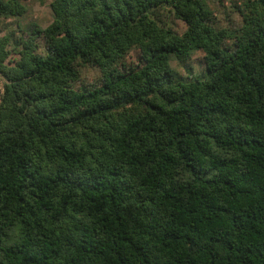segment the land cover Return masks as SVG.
I'll return each mask as SVG.
<instances>
[{
    "label": "trees",
    "instance_id": "obj_1",
    "mask_svg": "<svg viewBox=\"0 0 264 264\" xmlns=\"http://www.w3.org/2000/svg\"><path fill=\"white\" fill-rule=\"evenodd\" d=\"M49 6L0 35V264H264V0L235 29L206 0ZM196 52L202 78L171 67Z\"/></svg>",
    "mask_w": 264,
    "mask_h": 264
},
{
    "label": "rangeland",
    "instance_id": "obj_2",
    "mask_svg": "<svg viewBox=\"0 0 264 264\" xmlns=\"http://www.w3.org/2000/svg\"><path fill=\"white\" fill-rule=\"evenodd\" d=\"M51 1L20 0L25 8L24 12L18 17L0 18V35L12 32L17 37L23 31L26 33L30 32L34 27H46L52 21L49 6ZM206 2L213 11L214 22L217 27L231 29L239 27L240 16L235 6L239 5L242 0H206ZM159 16L176 32L181 33L185 29V23L180 19H176L172 13L162 10ZM36 44L38 45V53H41L43 50V40L38 38ZM137 52V49H131L126 56V61L137 60ZM202 58L203 53L196 52L185 64L178 65L174 61H171V67L182 77L202 78L205 74V64ZM78 71L80 73V80L76 84L77 87L90 88L93 85H99L103 79L100 70L96 66L86 64L79 66Z\"/></svg>",
    "mask_w": 264,
    "mask_h": 264
}]
</instances>
